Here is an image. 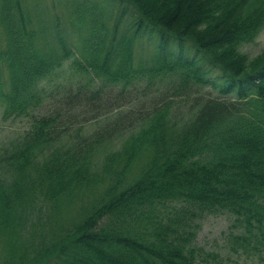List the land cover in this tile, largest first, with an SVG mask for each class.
<instances>
[{
	"label": "trees",
	"instance_id": "trees-1",
	"mask_svg": "<svg viewBox=\"0 0 264 264\" xmlns=\"http://www.w3.org/2000/svg\"><path fill=\"white\" fill-rule=\"evenodd\" d=\"M103 1L113 27L91 0H66L61 27L39 0H0L2 118L30 121L0 148V264H246L193 240L200 218L229 212L230 249L264 248V49L241 51L264 0ZM147 32L155 50L136 56ZM67 60L121 84L119 103L139 102L126 88L142 80L160 96L62 143L64 114L37 109Z\"/></svg>",
	"mask_w": 264,
	"mask_h": 264
},
{
	"label": "rangeland",
	"instance_id": "rangeland-1",
	"mask_svg": "<svg viewBox=\"0 0 264 264\" xmlns=\"http://www.w3.org/2000/svg\"><path fill=\"white\" fill-rule=\"evenodd\" d=\"M66 0H39L40 7L45 10V18H51L52 22L61 27L64 23H68V10L64 4ZM70 1L71 0H67ZM92 5H98V9L108 18L106 24L110 27L114 25V19L117 18L116 10L111 11L110 4L103 0H91ZM127 15L123 20L118 21V29L123 30L126 24ZM77 32V31H75ZM70 41L74 40L77 44V35H68ZM71 41V43H72ZM156 40L150 33H145L136 39L135 52L136 56L145 52H154ZM264 49V28L260 31L254 41L244 44L241 51L246 52L249 56H253ZM189 53V51H188ZM194 52H190L192 56ZM139 59H142L139 57ZM137 63V62H136ZM67 60L62 68L54 73L52 79L46 83L47 91L50 96L46 97L45 102L37 109L40 114H53L60 112L64 114L63 119L59 121L61 128L65 129L62 133L61 142L67 143L69 140L76 138L77 134L87 135L95 131H101L104 127L113 125L117 115L121 112H136L141 110L153 101L158 99L159 85L152 83L148 85L146 80L133 83L128 86L126 93L135 95L140 101H129L119 103L115 100L113 92H117L121 84L112 87H106L96 79H92L90 74L77 70V66H73ZM149 90L141 92L142 89ZM77 90H82V103L76 101L73 96ZM128 90L132 92L129 93ZM211 95H218V92L211 88L210 85L203 87ZM70 96L73 102L66 105ZM162 96V95H161ZM73 97V98H72ZM134 98V96H132ZM130 100V97L129 99ZM62 109H65L64 111ZM3 106L0 104V148L11 139L18 138L24 131L30 127L28 117H10L2 118ZM59 114V115H61ZM234 216L229 212H221L217 214H206L200 218L197 223L199 227L196 231L193 243L202 247L206 251H214L222 257H229L244 262L246 264H264V248L258 250L248 248L246 252H233L229 233L233 232L232 223Z\"/></svg>",
	"mask_w": 264,
	"mask_h": 264
}]
</instances>
